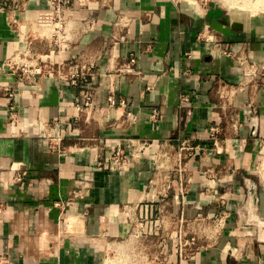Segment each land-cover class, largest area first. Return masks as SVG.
Masks as SVG:
<instances>
[{"label":"crops","instance_id":"obj_1","mask_svg":"<svg viewBox=\"0 0 264 264\" xmlns=\"http://www.w3.org/2000/svg\"><path fill=\"white\" fill-rule=\"evenodd\" d=\"M53 8L0 0V264H264V11Z\"/></svg>","mask_w":264,"mask_h":264},{"label":"built area","instance_id":"obj_2","mask_svg":"<svg viewBox=\"0 0 264 264\" xmlns=\"http://www.w3.org/2000/svg\"><path fill=\"white\" fill-rule=\"evenodd\" d=\"M49 1L51 2L54 8L50 13L41 16V22L46 25H51V24L54 25L53 27L54 35L57 36L58 40H64V33H65L64 12L65 10L76 2H79L81 5H86L92 0H49ZM134 62L135 60L132 59L131 63L133 64ZM128 71H131V68H128ZM83 80L84 78H82L81 76L79 77V79L74 78L72 82L76 86H78L80 85V82ZM85 98L87 99L88 102L91 100V93L89 91L85 92ZM156 116L157 115H154L153 118H156ZM212 133H213V138H215L218 135L219 130L217 128H213ZM182 150L183 152L184 151L189 152L191 155H196L198 152L195 147H192L187 144L183 145ZM125 162H127V157L125 156L123 151L115 150L111 155V160H110L108 168L110 170H119ZM141 234L142 232L141 233L138 232V235H141ZM186 245L187 244H185V246ZM183 248H184V245L182 244V241L180 240L179 242L180 253L183 252Z\"/></svg>","mask_w":264,"mask_h":264},{"label":"rangeland","instance_id":"obj_3","mask_svg":"<svg viewBox=\"0 0 264 264\" xmlns=\"http://www.w3.org/2000/svg\"><path fill=\"white\" fill-rule=\"evenodd\" d=\"M239 1V2H238ZM228 2L231 4H229V6L230 7H234V9L236 10H241V11H251V13H256V12H261V11H264V6H261V4H260V2H258V0H247V1H245V0H228ZM243 2H249L250 3V7H248V4L247 3H245V7H246V9L244 8V3ZM254 2H258L256 5H258V6H256L255 4H254ZM264 2V1H263ZM252 3H253V5H252ZM234 5V6H233ZM255 5V6H254ZM241 7V8H240ZM253 7H255L254 8V11L252 10L253 9ZM244 8V9H243ZM256 9V10H255ZM263 158V159H262ZM260 160H261V162H259V165H261V168L259 169V173L261 172L262 174H264V163H262V161L264 162V143H263V146H262V149H261V155H260ZM262 163V164H261ZM263 165V166H262ZM260 167V166H259Z\"/></svg>","mask_w":264,"mask_h":264},{"label":"bare ground","instance_id":"obj_4","mask_svg":"<svg viewBox=\"0 0 264 264\" xmlns=\"http://www.w3.org/2000/svg\"><path fill=\"white\" fill-rule=\"evenodd\" d=\"M222 1H223V0H222ZM227 1H228V0H227ZM236 1H237V0H236ZM241 1H242V0H241ZM245 1H247V0H245ZM255 1H256V0H255ZM263 1H264V0H258V2H260V4H261V3H264ZM238 2H239V1H238ZM258 2H257V3H258ZM243 3H244V8L246 9L245 6H246L249 2H248V3H247V2H243ZM245 3H247V4L245 5ZM257 3L254 2L255 5H256ZM226 4H227V3H226ZM229 4H230V3H229ZM224 5H225V4H224ZM227 5H228V4H227ZM252 5H253V3H252ZM255 5H254V6H255ZM233 6H234V5H233ZM256 6H258V5H256ZM226 7H227V6H226ZM248 7H250V3L248 4ZM240 8H241V7H240ZM244 8H243V9H244ZM250 8H251V7H250ZM254 8H255V7H253V9H252L253 11H254ZM236 10H237V9H236ZM255 10H256V9H255ZM258 13H259V12H258ZM261 15H262V14H261ZM262 159H263V158H262ZM262 163H264V162L262 161ZM262 163H261V164H262ZM263 169H264V168H263ZM263 171H264V170H263Z\"/></svg>","mask_w":264,"mask_h":264}]
</instances>
